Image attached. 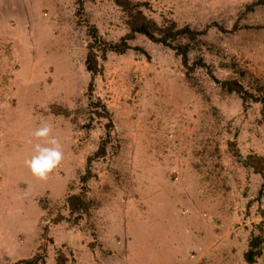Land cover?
Returning a JSON list of instances; mask_svg holds the SVG:
<instances>
[{"label": "rangeland", "instance_id": "374dc122", "mask_svg": "<svg viewBox=\"0 0 264 264\" xmlns=\"http://www.w3.org/2000/svg\"><path fill=\"white\" fill-rule=\"evenodd\" d=\"M234 152L264 157V0H0V264H245L251 236L264 264L262 175Z\"/></svg>", "mask_w": 264, "mask_h": 264}, {"label": "trees", "instance_id": "16d2710c", "mask_svg": "<svg viewBox=\"0 0 264 264\" xmlns=\"http://www.w3.org/2000/svg\"><path fill=\"white\" fill-rule=\"evenodd\" d=\"M141 20L142 22H140L138 26L131 25V30L142 33L145 36H147L149 39H152V40L156 39L154 38L152 32L147 29V27H149V24H148L149 22L143 18H141ZM183 32H189L188 28L185 27V28L177 29L175 30L174 33H172V35H175V33H183ZM93 37L95 38L94 35ZM130 37H132V34H126L124 37L121 38L120 42L108 43L107 48L111 51H117V52L122 51L123 49L127 47V44L125 43L124 40ZM160 39H161L160 41L164 45H170L168 44V42H166L165 38H160ZM91 47H92L91 45H88V50L86 52V57H85V69L91 73H95L97 71L95 59H94L95 53L93 52ZM173 49H175L176 52L179 51L181 55V61L183 64H185L186 54L183 48L181 46H174ZM218 83L222 88L227 89L229 91L231 90L236 91V92L242 91V86L238 84L235 80H224ZM88 87H90L89 83H88ZM234 153L237 159L241 160L243 165L251 166L254 171L261 173L262 183H261L260 189H263V191L262 192L260 191V193H261V196L264 197V157L256 156V155H247L242 158L238 154V152H234ZM251 159L255 161V164H250ZM66 201L69 204V206L73 207L75 202L80 201V198L77 195L70 194V195H67ZM261 215L264 216V208L261 211ZM259 239H260L259 236H251L250 239L248 240L247 249L243 253V259H244L245 264H252L254 257L260 254L261 248L257 247V243ZM22 262L24 264H35L36 258L34 257L28 260H23Z\"/></svg>", "mask_w": 264, "mask_h": 264}, {"label": "clouds", "instance_id": "9594fccd", "mask_svg": "<svg viewBox=\"0 0 264 264\" xmlns=\"http://www.w3.org/2000/svg\"><path fill=\"white\" fill-rule=\"evenodd\" d=\"M53 128L42 122L31 135L35 138L33 154L24 161L25 167L37 179L45 180L58 168L64 158L61 142L53 134Z\"/></svg>", "mask_w": 264, "mask_h": 264}]
</instances>
